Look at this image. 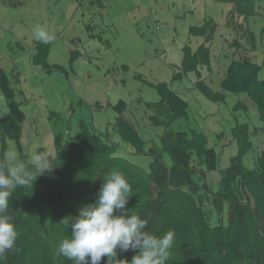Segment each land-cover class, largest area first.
Returning <instances> with one entry per match:
<instances>
[{"label":"rangeland","instance_id":"obj_1","mask_svg":"<svg viewBox=\"0 0 264 264\" xmlns=\"http://www.w3.org/2000/svg\"><path fill=\"white\" fill-rule=\"evenodd\" d=\"M231 10V4L214 0H0V70L25 115L21 145L28 162L34 148L53 154L52 130L66 133L72 141L84 123L86 129L108 133L118 143L115 156L147 169L150 157L132 154L113 134L111 125L119 116L113 107L124 101L122 118L143 140L157 142L163 128L148 124L150 113L144 104L159 100L152 85L166 83L188 104V121L174 123L171 130L202 132L208 147L218 153L222 170L237 154L231 130L247 124L252 149L242 164L253 168L264 145V125L247 95L224 93V101L214 103L195 88V73L172 80L180 73L181 49L189 46L195 51L205 45L211 63L200 68L199 79L221 93L219 82L236 58L231 46L236 39L247 51L243 56L261 67L264 80V2L255 4L254 15L235 19L243 32L228 25ZM209 20L216 30L207 43L204 36L192 35L190 28ZM38 25L52 37L47 45L33 35ZM44 65L63 70H44ZM238 102L247 109L236 107ZM6 113L2 98L0 117ZM50 113H54L51 118ZM2 134L0 129V143ZM6 146L11 168L10 156H17V149L8 139ZM218 174H208V183L215 184Z\"/></svg>","mask_w":264,"mask_h":264},{"label":"trees","instance_id":"obj_2","mask_svg":"<svg viewBox=\"0 0 264 264\" xmlns=\"http://www.w3.org/2000/svg\"><path fill=\"white\" fill-rule=\"evenodd\" d=\"M232 5L228 25L239 32L243 26L236 18L254 15V6L264 0H214ZM216 24L209 20L202 27H191L194 36H204L209 43ZM248 34L247 31H245ZM252 43V41H251ZM45 44V43H44ZM47 45V44H45ZM236 58L226 67L219 82L220 92H213L199 79L200 68L210 67V50L200 45L195 51L189 46L181 49L180 73H195L198 92L209 101L218 103L225 94H245L256 107L264 125V80L261 67L251 61L236 39ZM252 46V45H251ZM47 47V46H45ZM44 70L62 71L58 66ZM159 100L145 103L150 113L148 124L162 127L157 142L145 141L135 127L122 118L127 104L120 100L113 108L119 115L111 125L113 134L127 145L134 155L149 156L147 169L115 156L118 143L108 133L88 130L82 123L75 139L58 130L53 133V163L51 171L39 175L29 163L21 145L22 124L25 115L14 99V91L5 73L0 70V93L7 113L0 117L3 137L0 143V167L7 166L6 139L16 145L17 159L33 172L32 185L17 187L10 197L12 223L17 230L15 247L0 257V264H74L56 255L59 242L71 234L70 221L78 209L97 198L103 177L113 171L125 174L132 191L126 205L148 221L146 231L162 235L169 229L175 232V241L167 264H264V145L253 168L247 169L242 158L252 149L249 126L235 125L231 130L237 145V154L229 159L226 168L219 170V155L208 147L206 136L192 128L171 130L179 121H188V104L166 83L152 85ZM244 111L247 109L239 102ZM54 113H50V116ZM256 132V131H255ZM38 151L44 152L38 147ZM219 173L215 184L208 183V174ZM216 218L217 220H212ZM213 221V222H212ZM133 251L118 252V258L131 260ZM106 257L101 264H105Z\"/></svg>","mask_w":264,"mask_h":264},{"label":"clouds","instance_id":"obj_3","mask_svg":"<svg viewBox=\"0 0 264 264\" xmlns=\"http://www.w3.org/2000/svg\"><path fill=\"white\" fill-rule=\"evenodd\" d=\"M33 35L45 44L52 39L39 25L33 29ZM10 160L11 168L0 167V257L15 247L18 235L9 214L10 197L17 187L32 185L37 177L15 154ZM31 163L39 175L51 171L53 166L48 156L35 148ZM131 191L124 173L113 171L103 177L95 201L78 209V214L70 221L63 220L67 227L70 225L71 234L59 242L56 255L74 264H101L104 257L107 258L105 264H167L175 232L169 229L155 235L146 231L148 221L126 207ZM128 251L137 254L130 261L118 258V252Z\"/></svg>","mask_w":264,"mask_h":264}]
</instances>
